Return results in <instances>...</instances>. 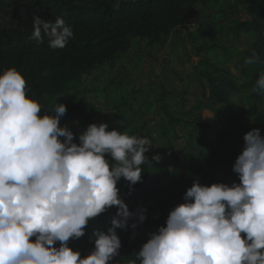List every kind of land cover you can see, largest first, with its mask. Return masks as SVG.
Listing matches in <instances>:
<instances>
[{"label":"clouds","instance_id":"obj_1","mask_svg":"<svg viewBox=\"0 0 264 264\" xmlns=\"http://www.w3.org/2000/svg\"><path fill=\"white\" fill-rule=\"evenodd\" d=\"M32 27L31 38L42 42L47 36L53 49L74 37L62 18L53 23L34 15ZM258 59L253 51L245 63ZM252 92L264 96V73ZM66 111L64 104L46 109L30 97L15 67L0 74V264H264V136L259 128L243 137L245 146L232 168L239 183L208 186L194 180L184 202L169 212L166 226L149 234L135 258L117 261V229H136L147 211H130L117 184L123 178L131 190L142 180L151 142L92 123L76 143L68 125H60ZM113 206L117 212L107 231L95 229V248L81 257L69 240L83 237L89 221Z\"/></svg>","mask_w":264,"mask_h":264},{"label":"trees","instance_id":"obj_2","mask_svg":"<svg viewBox=\"0 0 264 264\" xmlns=\"http://www.w3.org/2000/svg\"><path fill=\"white\" fill-rule=\"evenodd\" d=\"M230 8L233 16L229 30L236 37L245 30L254 33L252 46L241 57L239 77L234 79L225 69L202 56L203 52L216 48L215 44L201 43L194 49L197 58L195 76L203 87V100L224 106L216 118L221 121L226 115V126L216 131L212 123L204 120L199 114L202 102L195 103L180 117L165 113L169 123L163 126L165 134L170 132L173 138H178L174 126L185 129L195 149L203 155L202 160L191 162L180 171L176 156L170 167L166 160L160 156L156 160V155L148 151L145 155L149 163L142 165V180L131 190L123 178L117 184L120 197L129 210L134 211L161 198L174 187L178 178L181 180V187L174 194L169 209L159 218L146 216L145 222L150 225L166 226L169 212L184 202L183 196L194 180L208 186L213 183L231 185L232 176L239 181L232 168L244 146L236 152L220 151L218 147L253 128H259L264 136V109L259 108L263 96L252 92L256 80L264 73V0L259 7L246 6L245 11L234 5ZM199 14L197 0H0V74L15 67L26 79L29 96L41 102L44 108L51 109L56 103L66 105L67 111L60 125H68L74 133V142L78 143L79 134L89 124L95 123L97 117V107L87 97L96 90L94 85L86 83L92 71L103 66L114 69L127 55L134 39H147L150 46H164L180 28L195 43L209 37L217 31V26L213 22L197 24ZM4 15L11 19L12 24L4 26L1 23ZM34 15L53 23L62 18L72 28L74 37L64 48L56 49L49 46L47 36L42 42L33 40ZM253 51L259 59L246 64L245 59ZM232 91L248 92L255 107L258 106L250 110L233 102ZM135 135L151 140L148 130ZM116 212L117 208L113 206L93 218L85 228V235L73 239L81 257H86L95 248L91 226L101 223V229L106 232ZM117 234L121 248L115 259L135 258V253L143 245L141 235L129 228L117 229ZM68 244L70 247V240ZM55 246L59 247V242Z\"/></svg>","mask_w":264,"mask_h":264},{"label":"rangeland","instance_id":"obj_3","mask_svg":"<svg viewBox=\"0 0 264 264\" xmlns=\"http://www.w3.org/2000/svg\"><path fill=\"white\" fill-rule=\"evenodd\" d=\"M201 1L202 15L197 17V24L220 23L214 34L195 43L190 41L184 29L180 28L174 31L170 41L164 46H150L147 39H134L129 52L119 60L114 69L107 66L94 69L91 78L86 80L87 84L96 88L87 96L97 107L96 124L107 123L108 130L127 131L130 135L148 130L151 135L150 153L166 160L170 167L176 156V165L180 171L185 165L202 160L203 155L195 149L185 129L174 126L178 138H173L170 132L165 134L166 129L163 126L169 125L165 113L170 112L180 117L195 103L202 102L199 114L204 120L212 123L216 131L226 126L228 121L226 115L221 121L216 118V114L222 112L224 106H215L203 100V87L195 76L197 61L194 56L195 47L201 43L215 44L216 48L203 52L202 56L237 79L241 57L254 41L253 32L245 30L236 37L229 30L228 19L233 16V12L231 10L225 12L228 7L222 12L217 11L222 0L208 4L209 0L206 4L203 3L204 0H200V3ZM207 13H210V16H207ZM1 23L8 26L12 21L4 15L1 17ZM231 99L250 110L258 106L255 107L250 94L246 91H232ZM260 104L259 108L264 109V96ZM245 134L220 145L218 150L238 151L245 146L243 139ZM230 182L239 183L233 176ZM180 187L181 180L178 178L174 187L161 198L139 207L146 208V216L159 218L166 209H169L174 194ZM134 222L135 218L129 221V225ZM101 227V223H98L91 226V230L93 232ZM158 228L145 221L138 224L136 229L129 227L141 235L143 244L149 239V234L156 232ZM70 241V248L79 251L73 239Z\"/></svg>","mask_w":264,"mask_h":264},{"label":"crops","instance_id":"obj_4","mask_svg":"<svg viewBox=\"0 0 264 264\" xmlns=\"http://www.w3.org/2000/svg\"><path fill=\"white\" fill-rule=\"evenodd\" d=\"M262 1L263 0H226V1L225 0L223 1L222 0V1H220L219 5H218L219 8H218L217 11L222 12L223 10L226 9L225 7H228L227 10H225V12L230 11V10L232 11V9L230 8L231 5H234L239 10H243L248 5L255 6V7H259L262 4ZM206 2H207V0H204L203 1V3H205V4H206ZM197 3H198V8L200 10V14H199V16H200V15H202V13H201L202 1L200 3V0H197ZM208 3H215V0H209L207 2V4ZM213 6L214 5H211V7H213ZM209 14L210 13H207V16H210ZM231 19H232V17H230L228 19V21L230 22ZM218 24H220V23H216V26L219 28V25Z\"/></svg>","mask_w":264,"mask_h":264}]
</instances>
